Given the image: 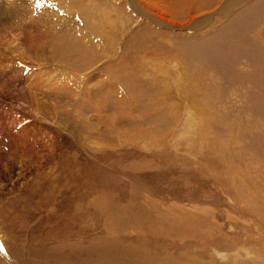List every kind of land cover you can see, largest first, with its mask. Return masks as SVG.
I'll list each match as a JSON object with an SVG mask.
<instances>
[{
    "label": "rangeland",
    "instance_id": "374dc122",
    "mask_svg": "<svg viewBox=\"0 0 264 264\" xmlns=\"http://www.w3.org/2000/svg\"><path fill=\"white\" fill-rule=\"evenodd\" d=\"M60 2L2 65L0 264H264V0Z\"/></svg>",
    "mask_w": 264,
    "mask_h": 264
},
{
    "label": "bare ground",
    "instance_id": "6f19581e",
    "mask_svg": "<svg viewBox=\"0 0 264 264\" xmlns=\"http://www.w3.org/2000/svg\"><path fill=\"white\" fill-rule=\"evenodd\" d=\"M128 1L131 4H133V6H132L133 8L136 7L135 9H137V6H136L134 0H128ZM232 1L239 3L242 0H229V5H231ZM63 3L64 2L58 3V0H41L42 6L37 8L35 6L36 0H0V75L2 74L1 71L5 69V66H3V68H2L3 63H7V62H10V61H13L16 59L20 62L23 61L25 63H29V65H32V66L36 65L37 62L43 61V63L41 65H38V66H42V67H45V65H49V66L55 65L56 63L60 62V61H58V59L56 57H54V56H56L55 54L59 53V50H58V48H56L58 50V53L56 52V50H54L55 46L53 45V47H52L53 43L49 42L50 39L48 40V38H51V35H52V37L55 36L53 34L56 33L57 26L69 24V26L71 27L70 24H73V23L77 24V22L72 19L74 17L71 14V11L75 12L73 10L74 9L73 6L66 8V6ZM56 7H57V9L55 11L52 10L53 8H56ZM79 9L80 8H78V10ZM141 11L143 12L144 16H148V17L151 16V15H148L145 11H143V10H141ZM34 14H36L35 15V17H37L36 19L32 18V16ZM25 15L27 18L24 20ZM150 19L152 21L158 23V24H161V25L164 24L158 18L152 17ZM206 20H207V18H204V16H201L200 18L196 19L195 21H193L190 25H188L185 28L186 29H194L198 26L203 25L206 22ZM73 26H77V25L74 24ZM81 26L82 25H80V27ZM170 28H175V27L173 26ZM64 33H66V32H64ZM64 33H63V35H65ZM56 35H58V36L60 35V30L58 33H56ZM66 35H67V33H66ZM68 35L66 36V38L68 37ZM58 36H57V38H58ZM81 37H80V40H81ZM60 38H61V35H60ZM60 38H59V43L63 39L62 38L60 40ZM66 38L64 37V39H66ZM52 41H55V40H52ZM78 41H79V38H78ZM50 43H52V44H50ZM53 50H54V52H53ZM45 51H49V52L52 51V53H55V52L56 53L53 54L54 56L51 55V56L45 57V55H44ZM60 52H62V50H60ZM69 52H70V50H69ZM73 52H74V50H73ZM66 53L67 52H65V54ZM59 56H60V53H59ZM62 58H63V56H62ZM20 62H16L15 64H17V66H18V64ZM35 68H38V67H34L32 69L30 68L31 69L30 73H28V75L26 74L28 76L29 83L27 80L26 81L27 85L25 88L28 91L32 90V91H30V93L31 92L36 93L40 90L39 93H41V95H42V89L38 90L37 87L33 86V85L38 86V87L40 86V88H41V85H42L43 87H45V90L48 93L47 97H49L52 94L51 89L54 88L57 84H60V82H63V83L69 82V80H68L69 74L67 72H65L64 69H55V71H51L52 73H50V75H49V76L55 77V79L53 80L52 84L47 85V84H45L46 75L43 74V76L37 78L39 73L41 74V72H40V70H39V72H36L35 70H33ZM8 74H9V72H8ZM46 82H48V81H46ZM32 93H31V95H32ZM32 96L35 97V95H32ZM35 98L37 99V97H35ZM43 102H45V101H43ZM34 103H36V102H34ZM42 104H44V103H42ZM36 106H39V103ZM43 108H44V105H43ZM47 108H48V106H47Z\"/></svg>",
    "mask_w": 264,
    "mask_h": 264
},
{
    "label": "snow or ice",
    "instance_id": "6c2138e0",
    "mask_svg": "<svg viewBox=\"0 0 264 264\" xmlns=\"http://www.w3.org/2000/svg\"><path fill=\"white\" fill-rule=\"evenodd\" d=\"M37 8L41 7L42 4H41V0H36V5H35ZM4 249L2 247H0V251H3Z\"/></svg>",
    "mask_w": 264,
    "mask_h": 264
}]
</instances>
